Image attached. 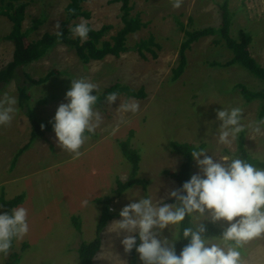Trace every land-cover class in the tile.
<instances>
[{"label":"rangeland","instance_id":"rangeland-1","mask_svg":"<svg viewBox=\"0 0 264 264\" xmlns=\"http://www.w3.org/2000/svg\"><path fill=\"white\" fill-rule=\"evenodd\" d=\"M22 1L29 5L30 0ZM222 1L183 0L181 8L174 9L170 0H130L129 7L132 10L129 17H138L140 24L146 26L127 37L125 47L128 50L121 56L109 55L82 68L75 58L66 57V53L59 50L54 57H47L42 63L29 67L39 77L46 76L52 69L60 68L61 71L67 69L65 75L88 77L99 85V93L96 94H101L112 83L118 82L135 92L143 88L146 97L134 98L121 94L111 106L104 102L102 108L99 107L103 124L97 129L95 138L81 149L84 155L77 160H73L67 152H59L57 148L55 152L58 154L50 155L49 146L56 140L54 133L48 134L38 144L35 143L34 149L15 159V153L30 134L28 121L24 117L25 110L20 109L17 103L18 111L11 124L0 126V213L5 212L1 194H4L7 201L22 197L20 205L28 211L30 232L23 240L14 241L15 250L12 248L7 256L0 255V264H4L13 251L22 253L20 264H81L78 249L96 238L97 225L104 209V205L98 208L95 206L96 199L110 195L117 188L118 177L128 180L131 165L122 156L116 141L121 138L122 141L127 140L130 131H134L132 145L141 151L143 157L140 163L144 168L139 174L141 178L147 179L148 185L146 191L139 186L124 193L120 201H128V204L148 195H152L157 201L169 203L170 191L179 189L176 181L164 173L166 170L178 171L182 163V157L169 149L170 143L177 141L205 144V148L210 151L217 150L214 139L220 126L216 118L217 110L230 107H241L244 110L245 107L253 106L255 102L245 105L238 95L230 91L236 84L244 82L243 79L253 89L257 88L258 81L251 74H243V70L237 68L227 71L210 66L213 60L226 63L232 58L227 50L212 44L214 38L211 36L201 38L191 45L190 50H186L190 67L178 79H173L177 70V58L186 40L181 27L189 30L217 28L222 22L218 8ZM247 1H228V7L236 14L233 27L237 25L240 31L245 27L246 30L256 29L254 32L257 40L252 43L249 51L264 66V7L254 0L246 6ZM34 2L35 5L26 7L27 13L35 14L36 20L46 18L43 26L35 25L38 26L37 31L32 30L34 32L29 34L30 39H35L37 35L39 37L45 31L55 30L56 21L65 19L64 9L69 0ZM83 9L91 13L89 19H86L91 29L109 27V32L101 38L99 47L102 41L113 43L112 38L117 37L124 29L121 4H110L109 0H93L84 4ZM247 18L257 23L250 24L249 27L245 24ZM79 21L80 19L76 22ZM29 26L24 24L23 32L33 28V24ZM11 30V23L0 15V68L12 58L13 46L4 40ZM151 36L161 47L157 50V57L145 50L142 55L132 48L140 42H150ZM153 48L156 49L155 45ZM63 79L69 81L71 87L70 78ZM49 88L50 86L33 87L38 92ZM17 90L14 84L2 85L0 95L8 92L17 99ZM59 95L61 98L64 93L60 92ZM129 98L139 103V112H118L120 103ZM57 109L58 106L49 104L43 114L50 118L55 116ZM257 110L258 108L254 111ZM245 118V122L254 120L250 112ZM113 130H116L115 134ZM244 135L247 140L245 148L252 156L264 160V138L253 140ZM237 146L236 141L231 149L221 147L217 154H234L238 150ZM198 172L199 168L195 163L192 175ZM84 200L89 201L87 207L82 206ZM112 209L114 213L119 212L115 207ZM74 216L81 218L80 230L74 225ZM120 219L121 217L113 221ZM216 225L221 228L227 226L223 222ZM173 231L165 229L163 237L172 240ZM101 236L103 248L97 255L95 264H129L131 256L130 253H125L121 244L123 236L110 233L107 229ZM24 243H27V248L21 251ZM140 243L139 241L138 245ZM250 250L253 252L250 264H264V241L253 243ZM135 257L136 264H142L137 252Z\"/></svg>","mask_w":264,"mask_h":264},{"label":"clouds","instance_id":"clouds-1","mask_svg":"<svg viewBox=\"0 0 264 264\" xmlns=\"http://www.w3.org/2000/svg\"><path fill=\"white\" fill-rule=\"evenodd\" d=\"M254 1L264 7V5L260 3L262 2L264 4V0ZM4 2L7 3L6 1ZM251 2H253V0H248L245 5L248 6ZM28 3L29 5L19 0L16 4L14 3V6L27 7L30 6V4H36L34 0H30ZM170 3L174 9H179L183 4V0H170ZM25 13L26 17L22 22L23 26L24 24L31 26L28 19L35 14H29L26 10ZM4 18L11 23L13 30V23L7 17ZM64 20L56 21L57 23L54 26L55 30L53 31H45L39 37L36 33L37 36L35 39L29 38V34L34 31H28L25 42L31 43L33 40L40 39L46 34H55L59 41L63 38V33L61 31L62 25H60V22ZM255 23L257 22L254 20L245 19V24L249 25V27L250 24ZM68 30L71 38H78L83 44L88 40L90 31L95 29H91L89 27V22L81 17L79 23L75 21V23L69 26ZM108 32L109 29L105 34ZM112 40L114 42V37ZM9 42L10 45L13 46L12 58L1 68L6 67L13 60L14 43L11 41ZM103 42L112 43L111 41H102V43ZM134 47L132 48L134 49ZM58 48L59 49H56L54 53L51 52L43 59L32 63L30 66L33 65L34 67L37 63H42L47 57H54L57 52L61 50L66 53V57L72 56L78 61L79 57L74 50L62 44L58 45ZM160 48L159 46L155 49L156 54H153L154 57H157V50ZM122 53L123 52L120 53V56ZM107 56L109 55L105 57ZM185 56L188 60L186 53ZM180 57L181 54L178 56L176 63H178ZM227 61H229V59ZM188 67H190L189 60L186 69ZM213 67H219L227 71H232L236 68L243 70L237 65L227 68L220 66ZM55 71L62 72L64 75L67 73V69L61 71V68L52 69L49 73L51 74ZM32 76L34 79L39 78V76L35 74ZM229 76L232 75L230 74ZM160 77L162 76L160 75ZM253 79L258 81L255 77H253ZM65 80L68 79L65 78ZM22 81H24V78H22ZM243 81V84H247L245 83V79H243ZM65 82L68 84V81ZM115 83L116 82L112 83L111 86ZM11 84L16 85L18 88L15 81H11L7 85ZM27 86H30V88L32 86L36 87L33 84ZM42 90L43 89L36 93L40 95L39 98L49 93L47 90H45V92ZM105 91L101 94H96L99 93V85L92 82L88 77L71 78V87L68 89L66 88L64 96L61 97L64 102L55 101L52 104L58 106V109L55 116L49 119H54V121H50V123H52L56 138L55 141L51 142L53 143L54 149L51 144L48 149L51 156L58 154L55 152V148H57L59 152L61 150L67 152L73 160L80 159L84 155L81 149L93 138L92 136L96 134L97 129L103 124V117L99 107L102 108L104 103L98 104L100 103V97L103 96ZM17 93L19 98L18 90ZM18 98L16 99L15 96L10 95L8 92H4L0 95V126H8L11 124L14 114L18 111L16 107ZM118 99L119 93L114 91L107 94L102 102L111 106ZM256 108L255 105L252 110L247 107H245L244 110L241 107H230L217 110L216 118L220 122V126L214 137L217 150L210 151L208 148L200 147L199 145L191 149V156L197 164L199 172L193 174L189 181L183 183L181 188L170 191L169 197L171 200L169 203L163 200L157 201L152 195L140 197L138 200H133L129 204L128 201H120V197L124 193L131 192L140 185H135L116 198H113L112 191L110 195H103L96 199L95 206H97V208L100 205H104V209L109 206V213L114 214V219L121 217L120 220H111L113 222L108 226L107 231L116 233L118 236H123L121 244L125 253H131L135 248L142 264H250V258L253 256V252L250 250L251 245L264 241V167H257L250 159L242 158L236 154L218 155L217 152H219L221 147L231 149L236 141L239 146L241 134L243 136L246 134L253 140L258 137L264 138V118L257 119V117H255L254 110ZM139 110V103L129 98L127 101H122L120 103L117 111L136 114ZM249 112L253 114L254 120L245 122V116ZM24 117L29 122L26 114H24ZM41 127L43 128L44 125ZM115 131L116 130H113V134H115ZM246 142L247 140L245 138V146ZM169 149L174 153L171 143ZM139 153L141 155L140 150ZM209 153H212V155H209ZM256 158L255 155L252 156V159ZM142 159L143 157L141 155V161ZM130 165L132 166L131 163ZM139 167V172H143V164L140 163ZM131 169L129 176L131 174ZM121 179L123 182H126L123 178ZM143 179L147 181L146 178ZM117 189L118 183L116 190ZM1 196L4 198V194H1ZM129 198H131V196H129ZM172 200H174L175 203H172ZM88 205V200L82 201L83 207H87ZM112 207H115L119 212L115 211L114 213ZM186 218L188 221L187 226H185ZM206 222L213 225L223 222L227 226L222 229L219 236L209 238L207 236ZM165 229L174 230L172 233V240L163 237ZM29 232L28 211L23 205L12 208L10 212L0 213V255L7 256L13 247V242L23 240ZM137 236L139 238L138 243L139 241L141 242L139 245L137 244ZM181 236L184 240L189 242L183 247L180 254L177 255L176 241L181 239ZM101 247L103 248V245Z\"/></svg>","mask_w":264,"mask_h":264},{"label":"trees","instance_id":"trees-1","mask_svg":"<svg viewBox=\"0 0 264 264\" xmlns=\"http://www.w3.org/2000/svg\"><path fill=\"white\" fill-rule=\"evenodd\" d=\"M4 1L0 0V14L4 17H7L13 23L12 32L9 36L4 37V40L14 43V55L12 62H10L6 67L0 68V87L2 85L9 84L11 81L16 82L19 92V107L20 109L25 110V114L29 120L27 124L29 126L28 130L30 134L28 140L21 144V147L15 153L16 158H18L26 151L34 149L35 143H37L39 140L49 136L48 134L50 133H54L52 123H50L49 120L50 118L47 117V114L44 115L43 111L47 105L53 104L55 101L64 102V100L60 98L59 93H65L66 88L68 89L70 87V82L68 81L67 84L63 78H70V81L71 78H75V75L65 76L64 73L56 72V70L51 74L48 73L46 76H40L39 78L34 79L32 75L35 73V71H30L28 67L32 63L43 59L51 52L54 53L56 49H59L58 45L61 44L76 52L77 56L79 57L78 61L82 68H86V66L93 60L97 61L103 59L106 55L119 57L121 52L128 50V48L125 47L127 36L136 32L141 27L146 26V24L141 25L138 17H129V14L132 10L131 7H129L130 0H109L110 4H121V11L123 13L122 18L123 23L125 24L123 31H121L118 37H114L113 43L103 42L99 47L100 40L104 36L105 32L108 31L109 27L104 26L99 31L91 30L88 40L82 44L78 38H71L68 29L71 24L75 23V21L79 20L81 17H83L85 20L90 17L91 13L84 10L83 5L93 0H69L64 11L66 19L60 22V25H62L61 31L63 33V38L58 41L55 34H46L40 39L38 38L33 40L31 43H26L25 38L27 37L28 30L22 33V31H24L22 22L26 17V6L15 7L14 3L16 4L19 0ZM228 1L229 0H223L222 3L218 5L222 22L217 28L208 27L202 30H189L185 29L183 26V28L181 27V30L185 32L186 40L183 42L182 50H180L181 57L176 65L177 70L174 74L173 80L178 79L186 69L188 60L186 59L185 51L188 49L190 50L191 45L193 43H197L201 38L211 36L214 38L212 44L216 45V47L219 49L227 50L232 58L226 63H220L219 61L213 60L210 62V65L224 68L237 65L243 69V74L248 72L253 77L258 79L256 89L251 88L248 84L238 83L232 88L230 92L238 95L241 98L240 101H242L245 105L255 102L253 106H249L247 108L252 110L256 105L258 110L254 111L255 117H257V119L264 118V66L260 65L257 61V58L252 57L251 52L249 51L252 43H255V40H257L255 38L256 32H254L256 29L251 28L246 30L243 28V30L240 31L237 25L234 28V17L236 18V16L235 13H233L228 7ZM45 18L36 20V15L32 17L30 16L28 20L31 25L33 24V28L29 31L34 30L36 32L38 26L36 27L35 25L43 26L45 24ZM189 18L193 19L192 17ZM150 39V42H140L136 44L134 49H138V52L142 55H144V50L151 52L152 54H156L153 46L155 45V47L158 48L160 45L154 42L155 38L153 36H151ZM22 78H24V81H22ZM32 84L36 87L43 86L44 88L46 86H50L49 90H47L49 93L43 95L41 98H38L39 95L36 94L37 91L33 89V86L31 88L30 86H27ZM58 84H62V86H58ZM42 91L45 92V89ZM114 91L118 92L119 95L126 94L128 97L143 99L146 97L143 88L139 92H135L125 84L115 83L105 91L102 97H100V103L98 105L102 104V101H104V98L107 94ZM42 125H44L43 128L41 127ZM129 133L130 134L128 135L127 140L122 141L121 138L120 141L117 140L116 142L118 143L117 146L121 149L122 156L132 164L131 174L126 182H123L122 179L118 177V189L113 191V198L121 196L124 192L130 188H133L135 185L142 186L144 191L147 190V181L141 178L140 174L138 173L140 170L139 165L141 162V155L139 150L135 149L132 145L134 131H130ZM95 135L92 136V139L95 138ZM239 139L238 150L234 154L239 155L242 158L250 159L251 162L257 167H264V160H260V158L252 159V155L245 148V136L241 134ZM51 145L54 149L53 143H51ZM197 145L200 147L206 146L205 144L195 143H171L172 151L182 157V163L178 172L165 171L164 173L172 180L176 181L179 188L182 187L184 182L189 181L192 176L195 162L191 156V149ZM1 203L3 205L4 211L10 212L12 208L17 207L22 203V197L15 198L11 201H7L5 198H3L1 199ZM172 203H175V201L172 200ZM108 208L109 206H107L102 212L100 222L97 225L98 228L96 238L90 243L82 244L78 249V255L81 264H95V259L102 248L101 234L107 229L109 222L115 218L114 214L109 213ZM73 221L76 229L80 230L81 218L74 216ZM187 223L188 221L186 218L185 226H187ZM206 227L207 236L209 238L213 236H219L222 232V229L224 228L208 222H206ZM138 239L139 238L137 236V244ZM188 242L189 241L184 240L182 236L181 239L176 241L177 255L180 254L181 250ZM12 248L15 250L14 242ZM26 248L27 243H24L21 251H23V249L25 250ZM135 255L136 251L134 248L130 253L131 259L129 264H136ZM22 256L23 255L21 252L13 251L8 256V258L5 259L4 264H20L22 261Z\"/></svg>","mask_w":264,"mask_h":264}]
</instances>
